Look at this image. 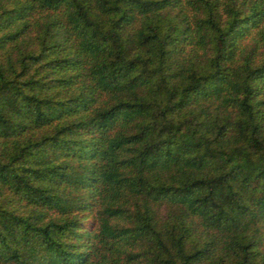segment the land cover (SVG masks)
Wrapping results in <instances>:
<instances>
[{
	"label": "trees",
	"instance_id": "1",
	"mask_svg": "<svg viewBox=\"0 0 264 264\" xmlns=\"http://www.w3.org/2000/svg\"><path fill=\"white\" fill-rule=\"evenodd\" d=\"M0 264H264V0H0Z\"/></svg>",
	"mask_w": 264,
	"mask_h": 264
}]
</instances>
